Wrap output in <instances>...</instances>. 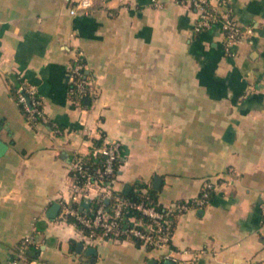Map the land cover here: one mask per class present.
<instances>
[{"label": "crops", "instance_id": "1", "mask_svg": "<svg viewBox=\"0 0 264 264\" xmlns=\"http://www.w3.org/2000/svg\"><path fill=\"white\" fill-rule=\"evenodd\" d=\"M157 1L93 0L88 13L71 15L78 0H0L2 259L34 236L20 264H166L162 250L91 240L63 216V204L89 210L72 198V167L106 138L122 146L114 189L146 183L160 188L163 206L234 168L209 205L176 218L172 246L180 259L197 254L194 264H264V0H233L251 30L234 56L220 23L196 32L188 3ZM79 52L95 78L82 107L68 94ZM21 75L60 133L28 121L12 94Z\"/></svg>", "mask_w": 264, "mask_h": 264}, {"label": "built area", "instance_id": "2", "mask_svg": "<svg viewBox=\"0 0 264 264\" xmlns=\"http://www.w3.org/2000/svg\"><path fill=\"white\" fill-rule=\"evenodd\" d=\"M180 3H188L197 14V21L194 26L196 32L210 29L217 23L221 24L223 32L224 52L228 56H234V47L239 43L250 29H244L238 22L232 7L233 0H220L218 5H214L210 0H176ZM93 5V0H78L73 5L69 13L76 15L80 12L88 13ZM157 6H162L156 0ZM70 80L68 94L74 104L84 106V101L91 96L95 86V78L87 69L83 53L79 52L74 64L69 72ZM16 99L22 107L27 119L32 124L51 125V133H60L56 124L50 122L43 108V97L39 94L37 88L30 80L21 75L19 85L16 90ZM121 142L119 140H108L104 138L101 145L96 149L103 158V167L100 170L93 171L78 156L73 163V174L76 178L74 183L72 198L75 201L88 200L90 202L89 210L81 211L76 207L63 204V216L69 215L75 217L86 229V234L91 240H112L124 241L136 238L142 243V247H152V250H162V258L175 264H194L197 254L190 259H180L172 246V236L174 233L176 218L189 211L205 208L210 204L214 193L222 188L231 185L236 177L234 168H229V178L208 179L204 182L199 195L185 200L177 201L163 206L162 210L157 209L154 205L141 202H129L120 199L114 189L116 181V166L121 161ZM143 192L147 189L143 188ZM115 199L112 212L106 209V200ZM96 201L98 206L92 209V202ZM138 211L147 216L149 222L141 218L128 215L129 212ZM90 212L93 214L89 215ZM261 226L260 230L264 235V200L260 204ZM126 219L130 224L127 227L119 225L120 220ZM144 227V229H142ZM125 237L122 240L120 237ZM35 244L34 236H27L21 240L18 246L11 251L7 259L0 257V264H20L27 259V250L30 245Z\"/></svg>", "mask_w": 264, "mask_h": 264}, {"label": "trees", "instance_id": "3", "mask_svg": "<svg viewBox=\"0 0 264 264\" xmlns=\"http://www.w3.org/2000/svg\"><path fill=\"white\" fill-rule=\"evenodd\" d=\"M181 1V0H180ZM19 85V82L17 84L14 85V87L12 88V94L14 96H16V90L17 87ZM101 145V141H98L94 144L92 150L90 151L89 154L85 155V156H81L83 157V160L85 161V163H87L89 166H91L92 170H100L103 167V161L104 158L100 153H96V149ZM118 167V170H116V174H118L119 172V163L116 165ZM146 188L147 191L143 192L142 189ZM159 192H160V188H154L153 186H149L146 183H142V182H136L130 191L126 192V193H118V195L120 196V199H123L125 201H129V202H141L144 201L147 204L150 205H154L157 209L162 210L163 205H161L159 203ZM116 200L115 199H111L110 201L106 202V209L111 213L112 209H113V205L115 204ZM92 209L95 210L98 206V203L96 201H93L92 204ZM93 214V212H90L89 215ZM130 216H135L137 218H141L143 219V221L145 222H149V219L147 216L142 215L140 212L134 210L132 212H129ZM68 221L73 222L74 224H76V226L79 229H82L85 234H89V230L86 229L80 222H78V220L69 215L67 217ZM119 225L121 227H127L130 224L128 223V221L126 219L124 220H120L119 221ZM142 229H144V227H142ZM122 240L125 239V237L121 236L120 237ZM132 241L135 243L136 246L141 247L142 243L137 240L136 238L132 239ZM36 248L34 244L30 245L28 249H34ZM147 250H152V247H148L146 248Z\"/></svg>", "mask_w": 264, "mask_h": 264}, {"label": "water", "instance_id": "4", "mask_svg": "<svg viewBox=\"0 0 264 264\" xmlns=\"http://www.w3.org/2000/svg\"><path fill=\"white\" fill-rule=\"evenodd\" d=\"M85 102L86 103H89L90 102V98H87L86 100H85ZM0 130H1V126H0ZM5 145L0 141V154L4 151V149H5ZM106 202H108V200H106ZM60 209V204H58V203H56V204H54V206L52 207V209H51V214L52 215H54V214H56L57 212H58V210ZM79 247H83V244H79L78 245ZM92 251H94V248H92V247H90L88 250H87V253H90V252H92ZM166 264H174L173 262H171V261H166Z\"/></svg>", "mask_w": 264, "mask_h": 264}]
</instances>
